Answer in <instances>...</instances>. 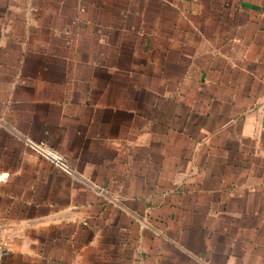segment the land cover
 Wrapping results in <instances>:
<instances>
[{
	"label": "crops",
	"instance_id": "0c3cea01",
	"mask_svg": "<svg viewBox=\"0 0 264 264\" xmlns=\"http://www.w3.org/2000/svg\"><path fill=\"white\" fill-rule=\"evenodd\" d=\"M0 229L4 264H264V0H0Z\"/></svg>",
	"mask_w": 264,
	"mask_h": 264
},
{
	"label": "built area",
	"instance_id": "2783aa9c",
	"mask_svg": "<svg viewBox=\"0 0 264 264\" xmlns=\"http://www.w3.org/2000/svg\"><path fill=\"white\" fill-rule=\"evenodd\" d=\"M30 147L59 168L68 171L69 166L66 159L46 143L30 142ZM10 256V248L5 241L4 234L0 229V264H4Z\"/></svg>",
	"mask_w": 264,
	"mask_h": 264
}]
</instances>
